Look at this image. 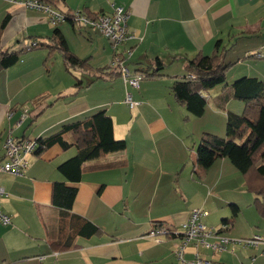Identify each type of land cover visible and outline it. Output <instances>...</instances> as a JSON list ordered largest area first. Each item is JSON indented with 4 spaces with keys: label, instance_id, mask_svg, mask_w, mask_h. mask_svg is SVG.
Listing matches in <instances>:
<instances>
[{
    "label": "crops",
    "instance_id": "0c3cea01",
    "mask_svg": "<svg viewBox=\"0 0 264 264\" xmlns=\"http://www.w3.org/2000/svg\"><path fill=\"white\" fill-rule=\"evenodd\" d=\"M13 1L17 3L0 0L1 50H22L31 39L47 41L57 28L69 51L87 60L91 71L67 68L61 54L48 49L28 51L14 66L1 70L0 162L8 137L47 138L99 110L111 117L113 136L124 140L126 149L83 163L76 183L67 182L57 169L76 149L64 151L59 145L32 156L22 176L0 174L5 193L0 196V211L11 220L8 226L0 224V264H181L174 256L180 238L147 237L153 224L179 230L194 210L202 209L208 212L202 223L217 226L220 220L221 229V221L231 217V204L239 212L223 233L234 239L264 238V222L253 207L255 196L246 190L241 174L227 159L216 160L208 169L194 166L195 151L188 155L185 148L189 131L195 142L203 133L224 137L226 112L240 114L243 104L230 100L222 111L218 105L222 88L213 95L209 90L204 114L197 118L171 93L173 77H183L187 62L199 53L223 52L224 63L232 65L227 85L242 77L264 81V57H259L264 56V0L57 2L52 8L64 16L76 11L110 14L118 5L129 12L127 27L135 38L120 49L130 52L129 68L139 73L152 71L156 59L164 64L163 76L143 80L138 90L125 86L109 68L113 53L103 36L67 21L52 25L45 13L18 4L24 0ZM126 92L138 106L128 107ZM24 106L34 114L40 111L34 122L29 113L22 118ZM173 139L176 146L169 150ZM56 182L77 190L67 212L52 205ZM247 212L249 231L244 232L237 223ZM85 222L97 233L78 235ZM71 243L73 247H63ZM236 250L212 258L217 264L227 262L230 255L237 257ZM238 250L249 260L236 259L235 264H251L252 259L253 264H264L262 245ZM193 256L194 248L188 246L183 257L190 261Z\"/></svg>",
    "mask_w": 264,
    "mask_h": 264
},
{
    "label": "trees",
    "instance_id": "16d2710c",
    "mask_svg": "<svg viewBox=\"0 0 264 264\" xmlns=\"http://www.w3.org/2000/svg\"><path fill=\"white\" fill-rule=\"evenodd\" d=\"M39 1L52 8L57 2L65 0ZM57 12L61 14V12ZM86 14L94 17V14ZM65 21L72 23L71 15H65ZM31 40L29 44L34 42L37 44L35 47H30L29 50L26 48L19 51L0 49V71L14 66L28 51L36 49H48L49 53L58 51L67 68L91 71L87 60H81L69 51L57 28L53 30L51 38L47 41ZM218 46L219 43L216 45L217 49ZM222 53L218 55L216 51L212 56H204L199 53L189 60L185 66V75L173 77L171 93L179 105L197 118L203 116L207 105L205 93L217 86L222 88L218 104L220 110L225 111V105L230 100H237L243 104V111L240 115L225 111L224 137L210 133L201 135L195 147L194 166L199 165L203 169H208L216 160L227 159L243 177L246 190L255 196L253 207L264 222V81L242 77L231 85H227L226 73L232 65L224 63ZM163 68L164 64L156 59L152 71L143 69L139 73L144 77V80L155 79L163 76L160 73ZM115 72L119 76V72L117 70ZM40 101H43L42 98L35 102ZM31 105L34 106V100ZM39 106L42 111L44 107L38 105L37 108ZM39 112L35 114L34 111L29 112L28 115L32 122L38 117ZM66 135H71L72 139L66 140ZM36 144L34 155L37 156H41L54 145H59L64 151L71 148L76 149V154L73 157L57 167L64 179L71 183L80 181L83 163L107 154L123 152L126 149L124 140L114 138L112 119L105 110H99L84 120L65 124L58 133L47 138L37 139ZM76 191V188L68 187L64 182L54 183L52 205L64 212L69 211L72 208ZM230 209L232 217L229 220H222V226H230L233 218L239 212V209L233 204L230 205ZM81 224L82 227L77 232L78 235L90 237L98 231L92 224L87 222ZM154 226L162 227L163 225L157 223L152 227ZM165 237L180 238L182 235L168 233ZM71 245L72 243L63 247H73Z\"/></svg>",
    "mask_w": 264,
    "mask_h": 264
},
{
    "label": "built area",
    "instance_id": "2783aa9c",
    "mask_svg": "<svg viewBox=\"0 0 264 264\" xmlns=\"http://www.w3.org/2000/svg\"><path fill=\"white\" fill-rule=\"evenodd\" d=\"M10 2L17 3L10 0ZM19 5L26 8L36 9L45 13L52 25H57L65 21V16L58 13L50 6L43 4L39 0H24L18 2ZM129 12L123 6H113L110 14L98 13L94 17L88 16L83 11H76L72 13L71 20L82 28L92 30L103 36L109 43L112 49V60L109 68L115 69L119 72V76L124 82L125 86L132 87L138 90L144 77L140 73L133 72L126 63V58L130 52H121V47L130 39H134V34L128 30L127 21ZM37 42L28 44L25 48L35 47ZM263 57V56H259ZM124 102L130 109L138 106V103L132 99V95L128 92L125 94ZM22 118H26L30 111L27 106L21 107ZM36 140L23 138L14 139L8 137L3 145V160L0 162V174H7L11 176H22L29 166V160L36 151ZM4 190L0 187V196H3ZM208 216V212L202 209L194 210L189 219L182 223L179 230L172 226H154L147 233V237L158 240L165 237L168 233L181 234V244L174 250V256L181 264H217L212 258L214 254H220L225 251L234 253L236 247L242 248H256L259 245L264 247V238L260 236H253L247 239H232L223 232L230 226H222L221 229H212L202 223V219ZM11 223L10 217L0 211V224L8 226ZM192 246L194 248V256L190 261H186L183 257L186 248ZM199 249H204L211 252V257L206 258ZM264 256V251L262 253ZM254 259L251 260L253 264Z\"/></svg>",
    "mask_w": 264,
    "mask_h": 264
},
{
    "label": "rangeland",
    "instance_id": "374dc122",
    "mask_svg": "<svg viewBox=\"0 0 264 264\" xmlns=\"http://www.w3.org/2000/svg\"><path fill=\"white\" fill-rule=\"evenodd\" d=\"M264 53V52H263ZM261 75H264V64H262V74ZM220 88H221V86H217V87H215V88H213L212 89V91L210 92V94L211 95H213V93H217L218 91H216V90H220ZM212 99V96H210V100ZM233 102H237V103H239L240 101H237V100H234ZM242 112H240V114H241ZM240 114H238V115H240ZM224 128H225V126H224ZM189 132H191V131H189ZM188 132V135L187 136H185L184 137V139H185V141H186V145H185V148H186V151H187V153H188V155H190L191 153H193L195 150V148L194 147H196L197 146V144H198V142L196 141L195 142V140H194V138L192 137V136H190V133ZM218 136V135H217ZM199 141V140H198ZM175 146H176V140L175 139H173L170 143H168V149L169 150H173L174 148H175ZM250 194V193H249ZM250 209H252V207L250 208L249 207V210ZM255 209V208H254ZM256 211V210H255ZM255 211L253 210V212L255 213ZM257 213V212H256ZM255 213V214H256ZM248 216H250L249 215V212H247V213H245L244 215H241V217H240V219H239V221H238V223H237V225H241V228L243 229V231L245 232V231H249V228H248V226L246 225V219H248L249 220V218H248ZM231 217H232V213H231ZM230 217V218H231ZM258 217H259V215H258ZM221 218V217H220ZM260 218V221H262L263 222V220L261 219V217H259ZM210 219L211 220H218V218H215V217H210ZM235 218H233V220H234ZM232 220V221H233ZM219 224H220V220H219V222H218ZM219 224L217 225V226H215L214 224H208L207 225V227H209V228H212V229H219L218 228V226H219ZM253 231H257V229L256 228H253ZM257 234V233H256ZM225 235H228V237H230L232 234H225ZM252 237V236H251ZM250 237V238H251ZM231 238V237H230ZM233 239V238H232ZM238 248H242V247H240V246H238V247H236V249L238 250ZM236 250V255H237V257H234V256H231L230 255V258H228L227 259V262L225 261V262H220V264H235L234 262H236L237 260H238V262H240V261H244V260H249V258L248 257H246L245 255H244V252L242 251V252H240L239 253V250L237 251ZM202 254H205V257L206 258H208L207 257V255H209L211 252H209V251H206V250H204V249H200L199 250ZM215 256V255H214ZM214 258V257H213ZM237 259V260H236ZM214 261H216V260H214ZM217 262V261H216Z\"/></svg>",
    "mask_w": 264,
    "mask_h": 264
}]
</instances>
